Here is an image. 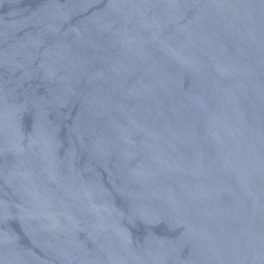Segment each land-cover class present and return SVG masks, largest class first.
Segmentation results:
<instances>
[{"label":"water","instance_id":"95a60500","mask_svg":"<svg viewBox=\"0 0 264 264\" xmlns=\"http://www.w3.org/2000/svg\"><path fill=\"white\" fill-rule=\"evenodd\" d=\"M0 264H264V0H0Z\"/></svg>","mask_w":264,"mask_h":264}]
</instances>
